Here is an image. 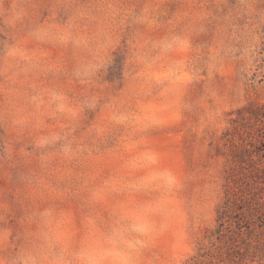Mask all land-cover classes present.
<instances>
[{
    "label": "rangeland",
    "instance_id": "374dc122",
    "mask_svg": "<svg viewBox=\"0 0 264 264\" xmlns=\"http://www.w3.org/2000/svg\"><path fill=\"white\" fill-rule=\"evenodd\" d=\"M0 264H264V0H0Z\"/></svg>",
    "mask_w": 264,
    "mask_h": 264
},
{
    "label": "trees",
    "instance_id": "16d2710c",
    "mask_svg": "<svg viewBox=\"0 0 264 264\" xmlns=\"http://www.w3.org/2000/svg\"><path fill=\"white\" fill-rule=\"evenodd\" d=\"M247 110L246 107L244 109H241L240 113L243 114V112ZM251 145V144H250ZM247 151H251L250 149H247ZM228 206L227 204L225 205V207L223 206V211H222V214H220L219 216V220L221 221L222 219H224V216L222 215H226V210H227ZM221 211V210H220ZM219 211V212H220ZM201 256H204V255H201Z\"/></svg>",
    "mask_w": 264,
    "mask_h": 264
}]
</instances>
